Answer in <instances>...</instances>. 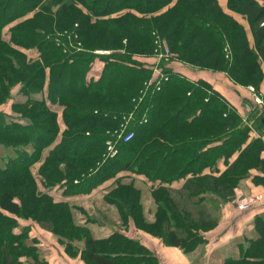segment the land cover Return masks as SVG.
<instances>
[{
    "label": "trees",
    "instance_id": "16d2710c",
    "mask_svg": "<svg viewBox=\"0 0 264 264\" xmlns=\"http://www.w3.org/2000/svg\"><path fill=\"white\" fill-rule=\"evenodd\" d=\"M227 5L246 16L254 43L219 0H0V106L12 101L11 112L0 110V264H49L32 224L85 264H159L132 225L188 254L206 242L218 222L212 206L232 199L251 169L264 174V107L245 99L246 120L207 79L173 66L225 72L260 89L264 0ZM50 102L62 107V132ZM124 124L133 138L106 157L107 139ZM59 134L38 168L44 185L64 181L65 191L87 194L113 179L103 192L112 213L39 188L32 167ZM120 172L152 181L154 209L135 178ZM183 177L181 187L169 184ZM254 225L259 236L223 264H264V216Z\"/></svg>",
    "mask_w": 264,
    "mask_h": 264
},
{
    "label": "crops",
    "instance_id": "0c3cea01",
    "mask_svg": "<svg viewBox=\"0 0 264 264\" xmlns=\"http://www.w3.org/2000/svg\"><path fill=\"white\" fill-rule=\"evenodd\" d=\"M219 2L225 11H230L227 7V0H219ZM141 59L153 62L151 58ZM102 66L103 62L97 59L95 61L96 72H99ZM173 66L175 69L183 72L192 79H207L217 90L227 97L239 109L240 112H243L246 108H248L246 105V100L253 101L250 90H248L245 86L235 85L223 72L193 70L177 61L173 63ZM262 87H264V82ZM11 104L12 101H9L3 106H11ZM221 167L224 168V165L222 164ZM252 171L253 174H257V172H255L256 170ZM185 179L186 178L183 177L169 184L175 188H179L184 184L183 182ZM103 184L109 185L110 183ZM239 189H241V191L244 193H254L264 190V185L260 183H253L252 178H247L243 179L241 183H239ZM230 204V202L221 204V212H219V216H221L220 222L214 228H211L204 233L207 241L209 242L205 247L207 249L203 255V262L196 261V258L193 261L192 254H194V252L188 254L179 247L167 246L161 241L160 238L155 237L143 230H138L133 225L131 226V229L133 228L134 231H131V233L140 236L142 241L155 253L158 252L159 255H162L163 253L174 252L175 257L174 259L170 260V262L173 261L172 264H223L224 260L230 256L238 258L242 250L241 248H243L244 251L250 243L249 240L255 239L259 236L254 225V219L257 215L264 216V203H261L259 206L246 211L238 210L235 205L232 207ZM25 222L27 223L28 221H23V224H26ZM39 230L42 231L41 229ZM194 256L196 257V255ZM70 258H76V261H78L77 264H85L80 257L70 256ZM159 264H162L161 260Z\"/></svg>",
    "mask_w": 264,
    "mask_h": 264
},
{
    "label": "rangeland",
    "instance_id": "374dc122",
    "mask_svg": "<svg viewBox=\"0 0 264 264\" xmlns=\"http://www.w3.org/2000/svg\"><path fill=\"white\" fill-rule=\"evenodd\" d=\"M227 7H228V5H227ZM230 11H226V12L228 14H230L231 16H233V18H235V20H237L246 29L249 41L251 43H254L253 35H252V32H251V27H250V24H249L246 16H244L243 14H241L239 12L233 11V10H230ZM10 26L11 25L6 26V28L4 29V37L5 38H9V27ZM78 45H80V43H78ZM26 52H28L30 55H36V52L33 49L26 50ZM156 57H157V54H156ZM151 59H152L153 62L155 61L154 57L151 58ZM158 59H160V58L157 57V60ZM95 69H96V67H95ZM263 69H264V65H263ZM196 70H199V69H196ZM208 71H210V70H208ZM159 72H160V69L156 66L155 69H154V76L153 77H156V75ZM213 72H221V71H213ZM223 73H225V72H223ZM231 82L234 83L232 80H231ZM234 84L235 85H239V86H245V85H240V84H237V83H234ZM250 86H253V85L250 84V85H247L245 87L248 90H250L249 89ZM253 87L255 88V86H253ZM255 90H256V94L253 91L250 90L251 91V97H253V99H255L256 96L259 95L261 97V99H262V102H260L259 104L258 103H256V104L262 105L264 107V100H263L264 87H262V85H261L259 90H257L256 88H255ZM13 92H14L13 95H15V99H18V100L24 99V96L21 95V93L19 92V85H16L14 87V91ZM45 92L47 93V89L46 88H45ZM46 93H45V95H46ZM49 104L59 114L58 115V119H59L60 131L62 132L65 129V127H66V125H65V123L63 121V118H62V107L57 105V104H51V102ZM9 108H10V111H9ZM0 110H2V111L6 110L8 112H11V106H7V105L1 106ZM238 111H239V109H238ZM240 114L244 117V119L247 120V119H249V117L251 116L252 113L250 112V110L248 108H246L243 112H240ZM251 133H252L251 137H256L259 134L258 131H252ZM60 140H61V134H59L57 136V138L55 140V143H53V145L51 147H48V148H46L44 150L42 158L40 159V161L35 163V165H33V167H32V171H33V174H35V177L37 179L39 188L41 190H43V191L49 192L56 199H63V200L72 201V202H74L77 205H80L82 207L84 206L86 208H92L95 203H98L100 205H104L105 207H107L105 205L104 201H103V192H104L105 187L108 186V185L102 184V185L94 188L90 193H87V194H80V193H73V192L65 191L66 184H63V183H65L64 181L58 182L57 184H54L52 186H45L44 185V183L42 182V179L38 175L39 165H40V163H42L44 157L49 153L50 149H52V147H54V145L57 144ZM263 142H264V136H263ZM3 151L4 150L2 148H0V153L3 154ZM262 156L264 157V150L262 151ZM251 170H256L255 172H257V174H253V171H251L252 174L248 175L247 177H245L243 179L252 178V182L253 183H261V177H263V175H264L263 172L262 171H258L257 169H251ZM124 174H129V175H131V176H133L135 178V180L138 183V185L144 191V200H145L146 209H148V208L152 209L153 208V201H152V198H151L150 193H149V188L153 185L152 181L147 179V178H145L144 176L135 175L132 172H120L119 173V175H124ZM255 175L260 176V177L257 178V179H254V177H256ZM243 179H241L239 183H241V181ZM112 181H113V179H110V180H107L104 183H111ZM155 184H157V183L155 182ZM258 192L264 193V190H261V191H258ZM258 192L244 193V192L241 191V189H239V184H238V186H236L234 188V194H233L232 199H230L227 202L228 203L230 202L231 203L230 205L233 207L234 201H235V199L237 197H240V196L245 197V196H249L251 194H255V193H258ZM262 203H264V200H263ZM260 204L261 203H259L256 206H259ZM107 208H109V207H107ZM109 209H110V211L112 213L113 212L112 208L110 207ZM212 210H214L216 216L218 217V222H217V224H218L220 222V219H221V216H219V212H221V205H220V208H218V209H215L214 206H212ZM26 224H31V223L27 222ZM32 225H34V226H30V229H31L30 233H31V235H35L38 238V244H39V247H40L41 254L48 261L49 264H77L78 261H76V258H70L69 254L64 250V247L57 241V239L52 234H48L44 230L40 231L38 226H36L35 224H32ZM95 228H97V227H95ZM132 229L130 230V232L134 231V229L133 230ZM97 232H101V229L97 228ZM106 232L107 231H103V233H106ZM208 242L209 241L206 240L205 243H203L200 247H198L195 250L194 254H192L193 255L192 256L193 257V261H194L195 258H196V261H202V262L204 261L203 255L205 254V251L207 249L205 247H206V244ZM156 254L159 256V259L161 260L162 264H172L173 263V261L170 262V260L174 259V257H175V253L174 252L173 253H163L162 255H159V253L157 252ZM194 255H196V257Z\"/></svg>",
    "mask_w": 264,
    "mask_h": 264
},
{
    "label": "built area",
    "instance_id": "2783aa9c",
    "mask_svg": "<svg viewBox=\"0 0 264 264\" xmlns=\"http://www.w3.org/2000/svg\"><path fill=\"white\" fill-rule=\"evenodd\" d=\"M97 52L109 53V51H106V50H97ZM165 52L166 53H163V52L157 53V57L161 58L162 56L166 55L167 53H169V49L166 48ZM159 73L156 75V77L159 75ZM156 77H153V78H156ZM249 89L256 94V90L253 86H250ZM253 102L259 104L260 102H262V99L259 95H257L256 98L253 99ZM133 136H134L133 132L127 130L126 125L124 124L122 126L121 130L116 131L115 139H107V141H106L107 151H106L105 156L111 157V158L115 157L119 151L118 150V142L119 141L128 142L133 138ZM263 200H264V193L258 192V193L251 194V195L245 196V197H243V196L237 197L234 201V205L238 210L246 211V210H249V209L255 207L259 203H262Z\"/></svg>",
    "mask_w": 264,
    "mask_h": 264
},
{
    "label": "water",
    "instance_id": "95a60500",
    "mask_svg": "<svg viewBox=\"0 0 264 264\" xmlns=\"http://www.w3.org/2000/svg\"><path fill=\"white\" fill-rule=\"evenodd\" d=\"M261 120H262V123H263V125H264V116L262 117V119H261Z\"/></svg>",
    "mask_w": 264,
    "mask_h": 264
}]
</instances>
